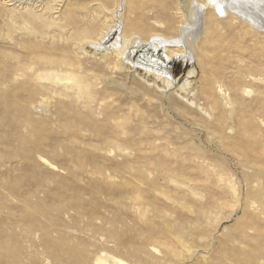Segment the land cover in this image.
<instances>
[{"label":"rangeland","instance_id":"obj_1","mask_svg":"<svg viewBox=\"0 0 264 264\" xmlns=\"http://www.w3.org/2000/svg\"><path fill=\"white\" fill-rule=\"evenodd\" d=\"M206 2L0 0V264H264V32Z\"/></svg>","mask_w":264,"mask_h":264},{"label":"bare ground","instance_id":"obj_2","mask_svg":"<svg viewBox=\"0 0 264 264\" xmlns=\"http://www.w3.org/2000/svg\"><path fill=\"white\" fill-rule=\"evenodd\" d=\"M206 1H208L206 3H209L212 5L211 10L216 9L217 11L218 10L219 11L226 10V12L229 11L231 13L232 19H239L242 23L246 24L249 27H252V29L254 27V28H258V30L264 32V0H206ZM198 11H197V9L196 10L194 9V12L192 15L189 13L191 15V18L189 17V19H191V20H189L190 23L187 26V22H186L187 27H184V28L182 27L183 29L180 30V37H182L184 39H188L190 36H192L194 34L196 36V33H199L198 32L199 20L197 17ZM189 26H191L192 28L189 29L188 28ZM157 40H158V38H157ZM156 43H158V42H156ZM164 44L165 43H163V45ZM190 44H191V42H190Z\"/></svg>","mask_w":264,"mask_h":264}]
</instances>
